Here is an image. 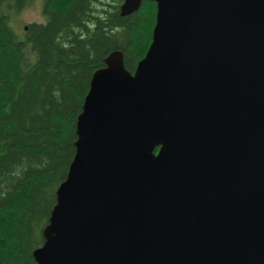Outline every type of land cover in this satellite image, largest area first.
Listing matches in <instances>:
<instances>
[{"label":"water","instance_id":"water-1","mask_svg":"<svg viewBox=\"0 0 264 264\" xmlns=\"http://www.w3.org/2000/svg\"><path fill=\"white\" fill-rule=\"evenodd\" d=\"M156 3L134 73L92 76L36 264H264V0Z\"/></svg>","mask_w":264,"mask_h":264},{"label":"trees","instance_id":"trees-1","mask_svg":"<svg viewBox=\"0 0 264 264\" xmlns=\"http://www.w3.org/2000/svg\"><path fill=\"white\" fill-rule=\"evenodd\" d=\"M29 1L0 0V264H36L92 76L117 50L134 73L156 22L152 1L124 17V0H43L19 39L10 18Z\"/></svg>","mask_w":264,"mask_h":264},{"label":"rangeland","instance_id":"rangeland-1","mask_svg":"<svg viewBox=\"0 0 264 264\" xmlns=\"http://www.w3.org/2000/svg\"><path fill=\"white\" fill-rule=\"evenodd\" d=\"M43 0H30L27 6L20 12L14 13L10 18V25L18 34L19 39H23V32L32 23H44Z\"/></svg>","mask_w":264,"mask_h":264}]
</instances>
